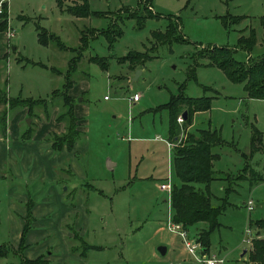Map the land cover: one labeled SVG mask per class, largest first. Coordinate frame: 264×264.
Listing matches in <instances>:
<instances>
[{"label":"rangeland","instance_id":"obj_1","mask_svg":"<svg viewBox=\"0 0 264 264\" xmlns=\"http://www.w3.org/2000/svg\"><path fill=\"white\" fill-rule=\"evenodd\" d=\"M85 2L94 18L66 13ZM7 6L0 12V88L11 98L48 100L62 90L69 60L80 53L59 50L52 42L41 45L37 28L67 48L80 46L81 33L89 39L72 76L81 90L72 99L85 105L75 153L53 151L48 140L66 129V122H56L58 104L48 116L36 107L31 116L26 108L7 111L6 119L0 106V248H10L0 264H19L18 255L30 264H198L188 254L190 260L175 259L170 245L183 244L164 225L173 215L167 195L158 182L138 179L161 171L179 184L173 152L202 131H216L223 141L212 149L215 181L208 189L211 206L224 212L208 251L199 243L201 253L220 254L224 264L247 262L252 242L264 240V182H258L264 178V101L250 100L242 84L231 83L205 57L212 47L232 50L242 64L249 54L264 55V0H8ZM137 9L159 18L147 19L137 30L130 18ZM169 17L178 19L181 34L175 43L154 42L152 32H164ZM110 23L123 32L112 49L98 35ZM252 29L256 45L248 53L238 40ZM9 32L14 36L6 41ZM129 52L148 59L131 68L121 62ZM92 57L99 59L90 62ZM190 70L196 71L194 79ZM181 91L190 98H212L211 108L197 119L194 114L188 126L178 124L177 116V140H168L169 113L157 108ZM135 95L138 102L130 100ZM251 126L261 134V151L253 154ZM28 129L31 139L24 141ZM249 199L254 209L247 213L242 202ZM202 226L189 228V237L197 241ZM246 229L251 245L243 242ZM159 247H168L165 257L157 254Z\"/></svg>","mask_w":264,"mask_h":264},{"label":"trees","instance_id":"obj_2","mask_svg":"<svg viewBox=\"0 0 264 264\" xmlns=\"http://www.w3.org/2000/svg\"><path fill=\"white\" fill-rule=\"evenodd\" d=\"M1 1V0H0ZM3 9L6 10L7 2H4ZM8 7V6H7ZM146 9H137L130 15V18L135 21L136 29H143L147 19H156L159 16L152 15L151 12H146ZM146 12V14H144ZM66 13L69 16L78 19L94 18L95 16L89 12V7L86 2L82 6L71 7L66 9ZM5 17V15H3ZM242 18L243 17H238ZM177 20V25L173 22ZM260 25L263 29V42H264V15L260 18ZM4 30V23L0 22V31ZM37 40L43 45L47 46L49 42L55 43V45L62 51H70L71 53L77 52L80 49V53L77 57H72L68 63V69L64 73V85L62 90H55L51 93L48 100H22L19 98H11L6 94L4 89L0 88V106H4L2 113L3 119H6L7 111L15 109H27L29 116L33 115V109L36 107H42L44 109L45 116L49 115L50 107H60V111L56 116L57 123L66 122L65 132L61 135L51 134L49 141H52L51 148L53 151L61 152L65 148L68 152L74 149L76 143L80 138V131L78 130V118L74 113V101L69 95V91L73 88L74 83L72 76L77 70V65L81 58V53L86 49L87 41L89 38L82 35L80 38V46L77 48H67L59 39L54 35H49L48 39L45 37V32H40L36 29ZM91 29L90 32H93ZM45 34V35H44ZM123 32L121 27H116L115 24L110 23L109 27L105 31H99L98 35H102L105 38L108 49H112L115 42L122 36ZM181 34L178 19L176 17H169L166 30L164 32H152L151 38L154 42L159 44H171L175 43V35ZM153 44V43H152ZM155 44V43H154ZM239 47L251 53L256 45V33L254 29L249 31L248 37L241 36L238 40ZM79 52V51H78ZM6 59V56L3 57ZM92 57L90 62H95L99 58ZM209 61L211 67H216L225 73L228 80L233 84H242L244 91L249 99L264 101V55L257 56L256 58H248V62L242 64L235 60L234 52L224 47H212L211 51L205 57ZM148 59V55L145 53L129 52L122 58V63H129L130 67L136 66L137 62L143 64ZM102 70L103 66L100 65ZM52 73L61 74L55 68L50 69ZM195 70H190V78H195ZM55 98L57 101H54ZM50 99V100H49ZM212 98L206 96L198 98H190L183 94L181 91L178 95L172 96L170 101L157 110H166L169 113V125H168V140H177L178 127L176 125V117L182 116L185 111L186 119L184 120V126L190 124L194 114L200 112H207L211 108ZM57 102V103H54ZM61 102V104H60ZM52 105V106H51ZM28 134L22 136V140L26 141L31 139V131H26ZM223 142L216 131H202L200 137H190L187 139L181 147H178L173 152V172L175 178L179 184H172L171 191V210L172 220L174 223L181 225V227L187 231L189 228L196 226L197 224H203L199 230L197 242L201 243L203 249L208 251L210 246L211 236L218 226V219L224 212L223 208L215 209L211 206V195L209 192V186L215 181V175L212 171V162L215 160V155L212 149L215 146H220ZM261 151V134L254 127L251 126L250 136V152L251 154ZM264 172V163L262 166ZM258 182H264V178H261ZM194 185L202 186L203 189H195ZM27 210L30 213L31 203L27 204ZM27 228V226L25 225ZM24 227V228H25ZM26 228L24 229L21 237V244L19 249L23 248L24 239L26 237ZM253 250L249 251L247 262L244 264H264V240L257 242L253 241ZM9 247L3 249L0 248V258L6 257L9 252ZM15 254V253H14ZM19 264H30L22 255H18Z\"/></svg>","mask_w":264,"mask_h":264},{"label":"built area","instance_id":"obj_3","mask_svg":"<svg viewBox=\"0 0 264 264\" xmlns=\"http://www.w3.org/2000/svg\"><path fill=\"white\" fill-rule=\"evenodd\" d=\"M8 0H1L0 1V12L2 8V4L4 2H7ZM14 36L13 32L7 33V38H12ZM106 99V98H105ZM139 97L137 95L133 96L130 98L132 102L138 101ZM178 124H182L184 122V119L182 116L178 117L177 120ZM168 147L170 149H173V144L172 143H167ZM160 190L162 192H165L167 195V201L169 205V209L171 210V191H172V184L170 178H168V181L162 185H160ZM245 208L247 213H250L254 209V203L251 199L245 202ZM166 229L168 230L169 233L174 234L177 236L181 241H182V246L185 249L186 253L193 258L198 264H224L225 261L224 259L218 258V257H210L206 254L201 253V246L199 242L193 240L191 237H189L187 231H185L181 225L176 224L173 222L171 215L167 216V221H166ZM252 233L246 229L244 233V240L243 242L246 245H251L252 242Z\"/></svg>","mask_w":264,"mask_h":264},{"label":"crops","instance_id":"obj_4","mask_svg":"<svg viewBox=\"0 0 264 264\" xmlns=\"http://www.w3.org/2000/svg\"><path fill=\"white\" fill-rule=\"evenodd\" d=\"M5 37H6V41H9V39L10 38H7V34L5 33ZM4 43L6 44V45H8L7 44V42H5V40H4ZM262 55V54H261ZM248 58H250V54H249V57ZM142 70V69H141ZM132 81H134V79H131V82ZM81 92V90L78 88V86L77 85H75V86H73V88L69 91V95H70V97L71 98H74L75 96H76V94H78V93H80ZM106 100V99H105ZM139 100V99H138ZM250 100H253V99H250ZM136 102H138V101H136ZM80 103V101L75 105L74 104V113H75V116L78 118V120L80 121V122H78V130L81 132V130H82V124L83 125H85V121H84V118H83V116L81 115V113H82V109L85 107V105H82V104H79ZM206 112H201V113H196V115H195V117H194V119L196 118L197 119V117L198 116H200V115H202V114H205ZM79 123H80V125H79ZM167 137H168V134H167ZM166 137V138H167ZM168 143V142H167ZM167 147H168V145H167ZM76 145H75V147H74V149H73V152L75 153V151H76ZM168 150H170V151H172V149H170L169 147H168ZM173 156V155H172ZM172 164H173V157H172ZM263 166V165H262ZM262 166H261V168H262ZM174 173V172H173ZM157 177H154L153 175H150L148 178L147 177H139V179L138 180H140V181H149V182H154V181H156V182H158V186H157V188L160 186V185H162L163 183H166L167 181H166V179L167 178H169L170 177V175H163L162 174V172L161 171H158L157 172ZM171 180V179H170ZM173 182H171V184H172ZM256 187V186H255ZM160 190V189H159ZM161 191V190H160ZM162 192V191H161ZM163 193V192H162ZM246 201V200H245ZM245 201H243L242 202V204H244L245 205ZM243 208V207H242ZM243 209H245L246 210V208H243ZM162 218H163V215H162ZM164 223H165V221H164ZM163 223V224H164ZM157 224H160L159 222L157 223ZM165 225V224H164ZM159 230V229H158ZM243 236V235H242ZM178 245H181L180 244V242H179V244H173V245H170V247L173 249V250H175V252H174V255H175V259H178V261H180V260H190V258H189V256L187 255V253L185 252V249L182 247V245L181 246H178ZM167 253H168V247H166V251H165V255H161L158 251H157V254L159 255V256H161V257H165L166 255H167ZM155 256V255H154ZM208 256H210V255H208ZM213 256H215V257H221L220 256V254H216V255H211L210 257H213ZM156 257V256H155Z\"/></svg>","mask_w":264,"mask_h":264},{"label":"water","instance_id":"obj_5","mask_svg":"<svg viewBox=\"0 0 264 264\" xmlns=\"http://www.w3.org/2000/svg\"><path fill=\"white\" fill-rule=\"evenodd\" d=\"M140 74V72L138 71V73H137V75H139ZM138 76H136L135 78H134V80L137 78ZM186 112L184 111L183 113H182V117H183V119L185 120L186 119ZM27 124H29V120H27ZM157 251L161 254V255H165V251H166V248L165 247H159L158 249H157ZM244 253H245V251H244Z\"/></svg>","mask_w":264,"mask_h":264}]
</instances>
